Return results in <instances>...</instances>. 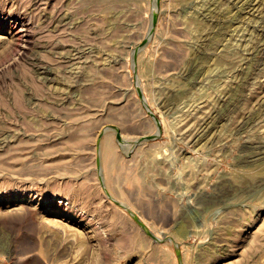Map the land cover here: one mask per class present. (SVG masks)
Returning a JSON list of instances; mask_svg holds the SVG:
<instances>
[{"label": "rangeland", "instance_id": "374dc122", "mask_svg": "<svg viewBox=\"0 0 264 264\" xmlns=\"http://www.w3.org/2000/svg\"><path fill=\"white\" fill-rule=\"evenodd\" d=\"M263 117L264 0H0V264H264Z\"/></svg>", "mask_w": 264, "mask_h": 264}, {"label": "bare ground", "instance_id": "6f19581e", "mask_svg": "<svg viewBox=\"0 0 264 264\" xmlns=\"http://www.w3.org/2000/svg\"><path fill=\"white\" fill-rule=\"evenodd\" d=\"M228 2V1H227ZM258 2V1H257ZM247 5V4H246ZM243 6V5H242ZM226 8V7H225ZM243 10V9H242ZM252 21V20H251ZM249 24V23H248ZM259 28V27H258ZM245 32V31H244ZM263 50V49H262ZM239 87V86H238ZM202 105V104H201ZM189 107V106H188ZM259 112V111H258ZM261 112V111H260ZM179 114V113H178ZM262 114V113H261ZM185 116V115H184ZM187 116V115H186ZM182 118V117H181ZM264 118V117H263ZM176 119V118H175ZM179 119V118H178ZM262 119V118H261ZM181 123V122H180ZM177 125V124H176ZM243 125V124H242ZM212 126V125H211ZM183 130V129H182ZM244 131V130H243ZM201 135V134H200Z\"/></svg>", "mask_w": 264, "mask_h": 264}]
</instances>
